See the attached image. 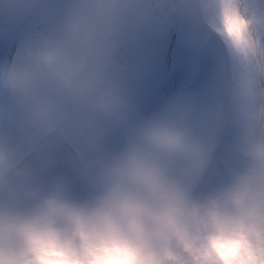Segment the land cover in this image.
<instances>
[{
	"label": "rangeland",
	"instance_id": "obj_1",
	"mask_svg": "<svg viewBox=\"0 0 264 264\" xmlns=\"http://www.w3.org/2000/svg\"><path fill=\"white\" fill-rule=\"evenodd\" d=\"M0 264H264V0H0Z\"/></svg>",
	"mask_w": 264,
	"mask_h": 264
}]
</instances>
